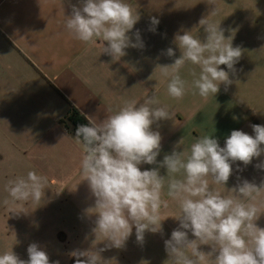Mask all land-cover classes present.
<instances>
[{"label":"crops","instance_id":"0c3cea01","mask_svg":"<svg viewBox=\"0 0 264 264\" xmlns=\"http://www.w3.org/2000/svg\"><path fill=\"white\" fill-rule=\"evenodd\" d=\"M127 2L140 15L129 35L135 42L133 34L139 30L144 48H127V55L114 62L101 53L99 41L88 46L66 31L65 17L71 15V5L80 6V0H0V182L26 176L28 171L46 176L44 201L24 204L30 212L23 209L22 220L28 215L34 229L66 233L68 240L76 241L72 251L93 246L95 216H88L86 210L94 206L95 198L87 181H81L82 145L60 124L71 106L85 118L100 122L109 109L115 111L127 100L142 101L155 93L173 113V119L152 126L162 136L158 162L171 154L181 139L183 145L177 151L189 147L200 135L214 136L223 147L232 130L254 135L251 125H264V66H251V58L247 66L248 58L242 55L234 66L236 71L230 73L233 83L227 90L221 84L216 96L207 100L191 92L182 100L171 99L166 93L167 80L156 66L170 65L180 56L173 41L177 32L183 34L181 28L177 21L165 26V17H156L162 31H149V0ZM169 47L174 49V57L162 54ZM193 67L186 65L181 73L189 81ZM220 67L228 71L225 65ZM261 162L264 154L247 166L234 163L226 189L245 179L259 186L264 170L256 165ZM153 167L157 165H140L142 171ZM159 171L166 176L165 168ZM213 187L227 194L224 186ZM162 199L169 203L161 208L162 216L179 212L166 195ZM256 223L264 228V214ZM178 226L177 220L167 218L162 232H145L143 244L136 241L133 227L123 249H107L100 255L111 260L108 264H165L169 257L164 241ZM194 238L189 232V239ZM98 242L96 250L107 243ZM201 250L211 249L202 245Z\"/></svg>","mask_w":264,"mask_h":264},{"label":"clouds","instance_id":"9594fccd","mask_svg":"<svg viewBox=\"0 0 264 264\" xmlns=\"http://www.w3.org/2000/svg\"><path fill=\"white\" fill-rule=\"evenodd\" d=\"M217 14L214 8L200 19L206 33L203 40L191 31L177 32L173 43L180 56L170 65L156 66L167 80L166 93L171 99L182 100L191 92L207 100L216 96L221 84L227 90L233 83L230 73L236 71L234 66L243 50L233 47L232 36L225 37L221 22L212 21ZM139 19L137 9L127 0H80V6L71 5L64 27L88 46L99 41L101 53L117 62L127 55V48H144L139 30L133 34L135 42L129 35ZM150 23L149 31L155 32L159 20L151 17ZM162 54L176 55L172 47ZM186 65L195 66L189 70L190 81L181 74ZM86 119L87 124L77 126L75 139L82 145L81 181H87L95 198L94 206L86 210L88 216H95V240L92 248L70 253L75 264H108L111 260L103 259L100 253L123 249L133 227L136 241L143 244L145 232H162V222L169 217L179 226L164 241L169 257L165 264H264V228L256 223L264 214V181L257 186L245 179L231 189L225 187L234 163L247 166L264 154V125H251L254 135L232 130L223 147L214 136L200 135L189 147L177 151L183 145L181 139L171 154L158 162L162 136L152 126L173 119V113L155 93L142 101L127 100L115 111L109 109L103 121ZM142 164L157 167L142 171ZM256 167L264 170V162ZM160 168L166 169V176L160 175ZM47 183V177L35 171L8 180L3 203L9 208L40 205ZM213 185L224 186L227 194ZM165 195L178 205V213L162 216L161 208L169 206L162 199ZM189 232L194 239H189ZM97 241L107 243L96 250ZM202 245L211 250H201ZM27 254L28 259L23 260L12 248L5 250L0 253V264H59L50 262L48 253L36 242L29 244Z\"/></svg>","mask_w":264,"mask_h":264},{"label":"rangeland","instance_id":"374dc122","mask_svg":"<svg viewBox=\"0 0 264 264\" xmlns=\"http://www.w3.org/2000/svg\"><path fill=\"white\" fill-rule=\"evenodd\" d=\"M149 2L150 17H165V26L169 24L168 21H177L182 33L185 30L196 32L195 36L202 40L206 33L200 27L199 21L209 15L214 8L217 9L218 14L211 17L212 21L217 24L221 22L220 28L224 30L225 37H233V47L242 48L244 57L248 58L245 64L249 66L251 58L254 62L251 66H264V0H149ZM161 25L162 23L156 25V30L162 31ZM5 184L0 182V253L12 248L21 259L27 260V248L29 244L36 242L48 253L50 262L75 264V258L70 255L75 239L68 240L66 233L61 231L34 229L28 215H25L26 221H23V209L30 211L24 206L9 208L3 203L6 198Z\"/></svg>","mask_w":264,"mask_h":264},{"label":"trees","instance_id":"16d2710c","mask_svg":"<svg viewBox=\"0 0 264 264\" xmlns=\"http://www.w3.org/2000/svg\"><path fill=\"white\" fill-rule=\"evenodd\" d=\"M88 120L80 114L74 107H70L65 117L60 121V124L71 130L75 136L78 125L87 124Z\"/></svg>","mask_w":264,"mask_h":264}]
</instances>
